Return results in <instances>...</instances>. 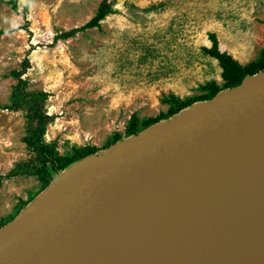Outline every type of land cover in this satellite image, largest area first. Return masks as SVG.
Masks as SVG:
<instances>
[{"label":"water","instance_id":"obj_1","mask_svg":"<svg viewBox=\"0 0 264 264\" xmlns=\"http://www.w3.org/2000/svg\"><path fill=\"white\" fill-rule=\"evenodd\" d=\"M255 199L264 203V70L60 171L0 228V264H213L216 254L264 264Z\"/></svg>","mask_w":264,"mask_h":264},{"label":"rangeland","instance_id":"obj_2","mask_svg":"<svg viewBox=\"0 0 264 264\" xmlns=\"http://www.w3.org/2000/svg\"><path fill=\"white\" fill-rule=\"evenodd\" d=\"M102 1L0 0V30L8 31L0 36V106L21 104L0 108V228L59 176L45 184L36 172L42 158L27 143L33 101H23L20 85L48 93L43 141L58 155L101 153L133 136V116L141 124L167 113L171 94L195 99L185 109L203 100L208 82L225 83L202 49L212 45L209 33L244 66L264 54V0H109L114 12L99 27L56 39L91 20ZM27 57L20 84L12 72Z\"/></svg>","mask_w":264,"mask_h":264},{"label":"trees","instance_id":"obj_3","mask_svg":"<svg viewBox=\"0 0 264 264\" xmlns=\"http://www.w3.org/2000/svg\"><path fill=\"white\" fill-rule=\"evenodd\" d=\"M113 4L109 0H103L95 14L87 23L72 28L69 31H65L60 35L56 36V39H66L71 36H75L77 33L85 31L87 29L93 27H99L101 21L110 13H113ZM8 32L5 29L0 30V36L4 33ZM208 38L211 41L212 45L203 46V52L219 61V65L222 68V77L225 83L221 86L216 81L208 82L204 85V89L207 92L202 96L203 100L210 99L215 96L220 90L225 87H234L239 85L242 80L247 75H253L259 71L264 70V54L262 58L258 61H253L248 65H242L238 60H236L230 53L226 51H222L219 47V40L217 34L212 32L208 34ZM30 66L29 58H25L24 60V68L22 71H13L12 76L17 78L20 84H23L24 80L22 79V75L25 70ZM25 86L20 85V93L23 95V101H27V99H32L33 104L30 107L31 113L29 114V118L31 119V129L30 135L27 138V143L30 147H32L35 151H37L41 155V163L40 167L36 168V172L45 180V184L50 182L48 176L52 177V173H58L60 171L65 170L69 167L74 161L85 157L86 155L92 154L96 152V149L93 147L81 148L76 151V153L72 156H60L58 155L57 150L54 147L48 146L43 141V135L46 130V124L48 122L49 115L45 114L42 111L40 103L45 102L48 98V93L45 91L29 94L25 91ZM195 99H187L181 100L175 94H171L167 98V102L170 103L171 107L167 113H163L158 117L149 118L144 120L141 124H139V120L136 116H133L129 128L128 134L135 135L141 129H144L151 124H154L162 119L169 118L170 116L178 113L183 107L191 104ZM21 104H15L12 106H0V108H6L8 110H17ZM141 128V129H140ZM119 137L115 138V141L118 140Z\"/></svg>","mask_w":264,"mask_h":264},{"label":"bare ground","instance_id":"obj_4","mask_svg":"<svg viewBox=\"0 0 264 264\" xmlns=\"http://www.w3.org/2000/svg\"><path fill=\"white\" fill-rule=\"evenodd\" d=\"M255 200L250 203V207L253 210L252 213L250 214L251 219L249 220V222L251 224L254 222L253 219H255V217H258L259 218L261 216L262 208H263V204H264L263 203V199H261V201L260 200H257V199H255ZM234 202L235 203L232 206L233 209H234V212L232 214V216H233V219L232 220L234 221V223L231 222L230 229H229V236H231V243H232V245L233 246L234 245H237V248L239 250L241 248H244L243 246H245V243L244 242H242L241 240L239 241V238H241V237H239L240 231H241V228L244 227V226H239L238 227V225L241 224L240 223V217H241V212H242V209H243V204L240 201H238V200H236ZM262 218L264 220V216H262ZM252 233L255 236L254 231ZM241 235H245L244 232H242ZM253 235H252V237H254ZM236 237L237 238L239 237V238L236 240ZM233 258H234L233 259L234 261H235L236 258L238 259V257L235 254H234ZM226 260L227 259L225 257H223V255H217L216 254V255H213L212 256V263L213 264H223V261L225 262Z\"/></svg>","mask_w":264,"mask_h":264}]
</instances>
